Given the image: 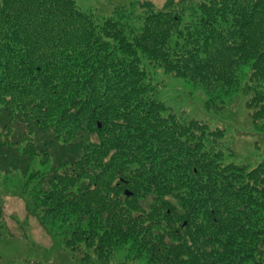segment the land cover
<instances>
[{"label":"trees","instance_id":"obj_1","mask_svg":"<svg viewBox=\"0 0 264 264\" xmlns=\"http://www.w3.org/2000/svg\"><path fill=\"white\" fill-rule=\"evenodd\" d=\"M172 2L144 3L138 27L74 0H0V172L30 175L27 206L64 221L81 264L121 248L146 264H264V163L224 164L143 65L252 92L263 118L264 0Z\"/></svg>","mask_w":264,"mask_h":264},{"label":"rangeland","instance_id":"obj_2","mask_svg":"<svg viewBox=\"0 0 264 264\" xmlns=\"http://www.w3.org/2000/svg\"><path fill=\"white\" fill-rule=\"evenodd\" d=\"M74 1L81 11L90 14L97 23L111 18L117 22L134 21L133 24L139 27L136 17L141 16L142 20L145 10L141 7L144 3L150 2L153 7L163 9L172 0ZM182 1L195 7L201 0H173L174 3ZM135 12L136 15L132 16ZM128 16L131 17L122 19ZM143 65L153 78L157 99L168 109H173L177 116L198 120L211 133H215L213 151L222 154L224 164L232 162L251 171L264 163V117L260 119L254 113L255 107L251 101L255 95L252 92L247 94L241 89L229 91L227 87H218L209 92L208 88L167 72L149 59H145ZM50 165L51 162L43 165L36 160L30 172L46 173ZM29 178L30 175L24 176L19 171L10 175L0 172V213L5 221L0 227V233L4 236V239L0 238V264H81L79 259L82 255L73 254L65 246V239L69 235L64 221L45 219L40 211L27 206V195L23 194L22 189ZM37 180L38 176L31 180L27 192L33 191V188L35 190ZM62 227H65L66 233ZM135 256L134 252L129 253L121 248L105 262L96 260L92 255L84 264H146L145 257L140 259Z\"/></svg>","mask_w":264,"mask_h":264},{"label":"water","instance_id":"obj_3","mask_svg":"<svg viewBox=\"0 0 264 264\" xmlns=\"http://www.w3.org/2000/svg\"><path fill=\"white\" fill-rule=\"evenodd\" d=\"M126 195L129 196V195H131V193L128 191V192L126 193Z\"/></svg>","mask_w":264,"mask_h":264}]
</instances>
